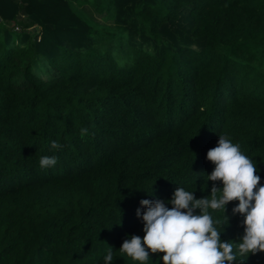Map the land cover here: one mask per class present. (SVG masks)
<instances>
[{
  "label": "trees",
  "instance_id": "16d2710c",
  "mask_svg": "<svg viewBox=\"0 0 264 264\" xmlns=\"http://www.w3.org/2000/svg\"><path fill=\"white\" fill-rule=\"evenodd\" d=\"M220 135L264 185V0H0V264H105L109 247L139 264L119 249L145 234L140 201L210 198ZM237 204L222 241L244 234Z\"/></svg>",
  "mask_w": 264,
  "mask_h": 264
},
{
  "label": "clouds",
  "instance_id": "9594fccd",
  "mask_svg": "<svg viewBox=\"0 0 264 264\" xmlns=\"http://www.w3.org/2000/svg\"><path fill=\"white\" fill-rule=\"evenodd\" d=\"M87 133L86 128L81 129L82 136ZM50 148L59 150L62 145L52 141ZM206 160L215 165L208 180L220 181L222 188L213 183L210 198L197 199L194 191L177 187L171 208L162 200H141L145 211L141 216L138 208L136 215L143 222L145 234L142 239L135 235L125 239L120 252L139 264H146L150 254L160 253L162 264H235L238 255L239 264H245L249 254L264 253V185H260L256 164L226 135L219 136ZM57 161L56 156H42L39 164L50 168ZM232 201L238 202L232 213L243 217L244 227L243 236L235 243L221 240L228 219L225 207ZM217 211L223 213V221L214 219L212 213ZM112 262L113 249L109 247L105 264Z\"/></svg>",
  "mask_w": 264,
  "mask_h": 264
},
{
  "label": "rangeland",
  "instance_id": "374dc122",
  "mask_svg": "<svg viewBox=\"0 0 264 264\" xmlns=\"http://www.w3.org/2000/svg\"><path fill=\"white\" fill-rule=\"evenodd\" d=\"M81 8L83 9V8H87V7L84 6V7H81ZM76 10L79 13V16H81L85 21L88 18V19H90V21L92 20V21L96 22L98 25H101V26H107V27L110 28V30L114 31L113 30V24L109 23V22H103L102 19H101V16L97 15L96 13H94V11L91 10V8L90 9H86L87 12L85 10H80V8H79V10L78 9H76ZM88 13H90V15ZM144 48L149 49V50L152 49L151 46H147V45H144ZM39 64H41V63H39ZM34 73L40 79H43V80H48L53 75L52 72L50 71V69L46 68L42 64L40 66H36V68H34Z\"/></svg>",
  "mask_w": 264,
  "mask_h": 264
},
{
  "label": "built area",
  "instance_id": "2783aa9c",
  "mask_svg": "<svg viewBox=\"0 0 264 264\" xmlns=\"http://www.w3.org/2000/svg\"><path fill=\"white\" fill-rule=\"evenodd\" d=\"M19 28L18 27H15V30H18Z\"/></svg>",
  "mask_w": 264,
  "mask_h": 264
}]
</instances>
